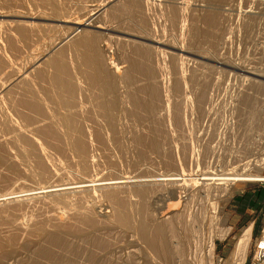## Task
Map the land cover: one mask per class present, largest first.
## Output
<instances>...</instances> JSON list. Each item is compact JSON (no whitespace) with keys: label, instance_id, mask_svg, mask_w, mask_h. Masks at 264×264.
Wrapping results in <instances>:
<instances>
[{"label":"rangeland","instance_id":"obj_1","mask_svg":"<svg viewBox=\"0 0 264 264\" xmlns=\"http://www.w3.org/2000/svg\"><path fill=\"white\" fill-rule=\"evenodd\" d=\"M145 2L0 0V196L12 194L0 198V264H123L128 252L178 264L208 237L213 264L254 262L264 181L217 192L195 180L264 159V0ZM96 13L83 43L63 41ZM182 173L200 185L176 188L188 204L159 234L170 187L21 198Z\"/></svg>","mask_w":264,"mask_h":264},{"label":"bare ground","instance_id":"obj_2","mask_svg":"<svg viewBox=\"0 0 264 264\" xmlns=\"http://www.w3.org/2000/svg\"><path fill=\"white\" fill-rule=\"evenodd\" d=\"M147 1L148 0H146V2ZM97 16H98V14L96 13V14L92 15L91 17L87 18L86 21H85V23L84 22L82 24L75 23L74 24L75 26H73V31L67 37H65V39L63 41L75 39L82 32L81 33V36L79 35V37H77L75 39V41L77 42L78 40H81L82 43H83L86 40V39H83V37H84L85 33L87 35V32H85L87 30V27L92 26V23L95 22L94 20L97 18ZM86 43H85V45H86ZM60 44H62V42ZM56 52H58V51H56ZM48 59H49V57H48ZM112 89H114V88H112ZM249 161H251V160H249ZM252 162L253 161H251V163L249 164L250 167H251V169L252 168L258 169V167H260L259 169L262 170L261 168H264V159L261 160V162L260 161L253 162V163ZM242 165H243V163H242ZM249 165H246V166L249 168ZM244 169H246V168H244ZM251 169H249L248 172L246 170L247 173L245 171H243V172L239 171L240 173H235L233 175L232 174L231 175L230 174H226V173L225 174L224 173H220V175H219V173H217L218 175H215V174L214 175H212V174H202L201 175V178H199L198 180L196 179L195 181H199V183L204 188H208V190L214 189V190H217V192L219 190L226 192V191H228L229 186L235 185L237 183H244L245 184V183H248V182H262V181H264V176H262V175H255L254 174L255 170L252 171ZM257 174H259V173H257ZM187 176L188 175L182 173V174H175V175L149 176V177H146V178H144V177L143 178H140V177H130V176L127 177L126 176V177H118V178H115V179L85 180V181H81V182H77V183H67V184L65 183V184H62V185H52V186H48V187L37 188V189H34L32 191L30 190L31 192H27L28 194H26V195L23 194V196L21 198L38 199V198H41V197L62 196V195L71 194V193H77V192H81V191H90V192L91 191H94V190H99V191L100 190H106V191H109V190H115V189H119V188H123V187H127V186H133V187H149L150 186V187H156V188L158 187V188H161V190H162L163 187H170L171 188V193L169 195V199L172 200V202L168 205L167 210L165 209V211H163L162 213H159V217L157 215V217H158L157 219H156V216H155V218H154L155 220L153 221V225H157L155 228L158 229L157 232L159 234L160 231H161V229H162L161 227L163 225L161 227H158V224L160 226L161 224H164L165 222H169V221L174 220L178 215H180V212H181V211L180 212H177L178 210L175 211L176 209H174V208L176 206H180V205L185 204V203L188 204L187 202H188L189 198L187 199V202L185 201V202L182 203L181 202V197L180 198L177 197L176 192L178 193V191H176V188H184L185 191L187 190L188 192H194L195 187L198 186V185H200L199 183H198V185H196L197 183H195V184L194 183L188 184L189 182H193V181H192V179H188ZM231 188H232V186H231ZM224 192L222 194H224ZM9 195H12V194H9ZM9 195L8 194L2 195V196H0V198L5 199ZM18 198H20V197H18ZM9 200H10V198H9ZM13 200H15V199L12 198V201ZM0 201H2V200H0ZM7 201H5V203ZM184 207H186V205H184ZM198 220H199V218H198ZM120 221L123 222V223L124 222H127V220H125V217H123V216L121 217ZM199 222H200V224H203V225L206 224V222H207L206 217H204V219L201 218L199 220ZM212 223L213 222L211 220L209 222V225L211 226ZM206 228H208V227H206ZM208 232H211V231H208ZM152 234H153V232H152ZM247 235H248V233H247ZM214 247L215 246H214V243L212 241V238L211 237H208V239L204 243H201V246L199 247V250H198V247H197V250L196 251H200L199 260H197L196 257L195 258L193 257V259H191L192 258L191 257L190 259H186V260L182 258V259L179 260L180 263H178V264H195V263L198 264V261H199V264H203L204 263L203 261L205 260V258L209 260L210 264H213V260H214ZM134 250L135 249H133V251ZM129 253L130 252H128V254L126 255V259L123 260V261L129 262L131 264H143L141 261L138 262V258L139 257H138L137 252H132L130 254ZM149 253H148V255H149ZM157 253H158V251H157ZM152 254L155 255L154 251H153ZM153 257L154 256L152 255L151 258H153ZM153 261L157 262L154 259H153ZM153 261H152L153 264H158V263H155ZM126 262H123V264H126ZM175 263H176V261H175Z\"/></svg>","mask_w":264,"mask_h":264},{"label":"built area","instance_id":"obj_3","mask_svg":"<svg viewBox=\"0 0 264 264\" xmlns=\"http://www.w3.org/2000/svg\"><path fill=\"white\" fill-rule=\"evenodd\" d=\"M252 264H264V239L260 241L256 258Z\"/></svg>","mask_w":264,"mask_h":264}]
</instances>
